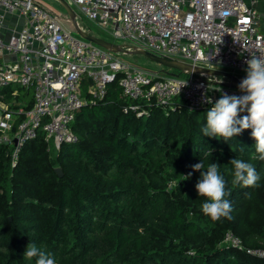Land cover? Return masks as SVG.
Returning a JSON list of instances; mask_svg holds the SVG:
<instances>
[{
	"label": "trees",
	"instance_id": "16d2710c",
	"mask_svg": "<svg viewBox=\"0 0 264 264\" xmlns=\"http://www.w3.org/2000/svg\"><path fill=\"white\" fill-rule=\"evenodd\" d=\"M119 78L95 103L84 86L88 103L72 123L77 141L56 156L40 135L13 164L12 147L0 142V264H35L24 258L30 243L55 264H264L224 242L232 231L246 248H264V161L252 159V130L228 141L204 136L210 108L190 109L181 97L168 105L134 100ZM16 88L30 108L32 91ZM236 158L256 167V186L232 183ZM202 160L205 170L220 164L229 216L202 212L207 198L193 169Z\"/></svg>",
	"mask_w": 264,
	"mask_h": 264
},
{
	"label": "built area",
	"instance_id": "2783aa9c",
	"mask_svg": "<svg viewBox=\"0 0 264 264\" xmlns=\"http://www.w3.org/2000/svg\"><path fill=\"white\" fill-rule=\"evenodd\" d=\"M66 1L130 50L229 72L246 71L252 54L264 56V0ZM116 54L75 34L41 0H0V142L12 147L13 164L40 135L58 144L76 142L72 123L88 103L84 86L95 103L119 74L123 94L147 104L181 97L198 110L211 108L224 93L245 94L196 73L134 67ZM17 86L32 91L30 108L17 100ZM11 88L14 102L7 99ZM224 242L264 258L263 247L246 248L232 231Z\"/></svg>",
	"mask_w": 264,
	"mask_h": 264
},
{
	"label": "clouds",
	"instance_id": "9594fccd",
	"mask_svg": "<svg viewBox=\"0 0 264 264\" xmlns=\"http://www.w3.org/2000/svg\"><path fill=\"white\" fill-rule=\"evenodd\" d=\"M246 78L239 84L242 96L224 93L214 103L206 114V126L202 128L204 136L221 137L228 141L237 137L246 129H251V136L255 139V153L253 160L264 161V56L252 54L246 61ZM209 103H212L210 100ZM246 111L248 115L240 118L239 113ZM233 168L232 183L242 187H254L260 180L256 167L242 159L230 161ZM194 171L201 172V179L196 184L199 196L206 197L202 203V212L213 220L229 216L231 203L226 198L231 195L226 190V180L220 171V164L211 163L205 170V164L193 165ZM24 258L32 260L35 264H55L50 253L45 252L35 244L30 243L24 253Z\"/></svg>",
	"mask_w": 264,
	"mask_h": 264
},
{
	"label": "rangeland",
	"instance_id": "374dc122",
	"mask_svg": "<svg viewBox=\"0 0 264 264\" xmlns=\"http://www.w3.org/2000/svg\"><path fill=\"white\" fill-rule=\"evenodd\" d=\"M42 2L46 3L53 11L60 13L61 15V19L63 24L69 28L70 30H72L75 34H77V32L74 30V27L72 25V22L67 14V12L65 11V9L62 7V5L57 1V0H41ZM71 7H73L74 11L76 12V18L77 21L79 22V25L85 29L86 31H88L89 33L99 36V37H103L105 39H109L113 42H116L117 44H129L128 42H122V40L120 39H115L114 37H112L109 33H107L106 31H104L103 29L99 28L96 24L90 22L88 19L84 18L78 11V8L71 3ZM126 48V47H125ZM118 58H120L121 60H123L124 62H127L128 64L134 66V67H139L142 68L144 70L147 71H151V72H160L161 74H168V73H180L177 70H173V69H169L167 67H164L162 65L157 64L156 62L150 60L148 57H146L145 55H141V54H135L132 52H126V53H117L116 54ZM234 75H236L239 79L243 80L244 78H246V71H240V72H231ZM183 76H186L185 73H180ZM199 78H204L207 79L210 83H216V82H220L225 80V78L223 77H219V76H203V75H197ZM222 79V80H221ZM19 94V92H18ZM8 102H11L13 100V96L11 94V91L8 93ZM12 104V103H11ZM13 107V106H12ZM148 113L150 110L145 109ZM140 111V110H139ZM176 111V110H175ZM245 113H247L246 111H244ZM144 111H141V114H143ZM149 114V113H148ZM241 115V113H239V116ZM248 115V113L246 114ZM242 118V116L240 117ZM91 139H93V136H90ZM47 143V148L49 153L54 157L58 154V152L61 149L62 144H58L55 141H46ZM11 158L13 160V157L11 155ZM60 168V167H59ZM61 173L63 174V169L60 168Z\"/></svg>",
	"mask_w": 264,
	"mask_h": 264
},
{
	"label": "water",
	"instance_id": "95a60500",
	"mask_svg": "<svg viewBox=\"0 0 264 264\" xmlns=\"http://www.w3.org/2000/svg\"><path fill=\"white\" fill-rule=\"evenodd\" d=\"M57 1L62 5V7L67 12L74 27V30L77 32L78 35L106 50H109L113 53H126L130 51L135 54L145 55L146 57L156 62L157 64L167 67L169 69L177 70L180 73H196L202 75L223 77L225 78V80L220 81L219 83H221L223 86L226 87L239 89L238 86L242 80L227 70L194 66L182 60L161 57L146 50H130L128 48H125L122 44H117L103 37L93 35L79 25V22L77 21L76 18V12L66 0H57ZM171 74L179 75L175 72ZM56 171L59 173V175H62L60 168H57Z\"/></svg>",
	"mask_w": 264,
	"mask_h": 264
},
{
	"label": "bare ground",
	"instance_id": "6f19581e",
	"mask_svg": "<svg viewBox=\"0 0 264 264\" xmlns=\"http://www.w3.org/2000/svg\"><path fill=\"white\" fill-rule=\"evenodd\" d=\"M222 80V79H221Z\"/></svg>",
	"mask_w": 264,
	"mask_h": 264
}]
</instances>
